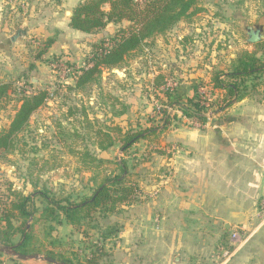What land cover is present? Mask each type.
<instances>
[{
  "label": "rangeland",
  "instance_id": "1",
  "mask_svg": "<svg viewBox=\"0 0 264 264\" xmlns=\"http://www.w3.org/2000/svg\"><path fill=\"white\" fill-rule=\"evenodd\" d=\"M81 1L0 0V84L10 86L0 102V133L8 128L21 97L48 91L13 146L0 149V228L9 213L18 229L13 245L21 241L22 231L28 232L29 246L41 255L53 251L82 264L92 259L91 264H208L209 254L220 258L221 250L231 247L221 230L198 233L197 242L186 241L179 248L175 170L182 156L188 157L196 132L209 130L220 139L226 107L217 111L223 97L212 89V70L226 69L243 50H255L242 27L259 26L264 32V0H197L190 20L146 39L121 66L104 67L94 81L76 87V76L91 66L96 46L108 45L116 30L129 24L108 23L94 33L75 30L69 17ZM49 37L54 42L45 50ZM194 85L208 106L205 121L183 116L173 104L178 96L192 95ZM242 85L247 93L264 95V75L247 77ZM116 125L131 131L154 128L157 133L125 152L118 141L99 149L96 132L115 137ZM85 150L95 161L82 156ZM121 159L127 160V182L136 187L129 203L111 213L91 211L76 225L61 212L55 218L44 213L48 200L70 205L87 199L104 178L120 174L116 162ZM25 196H30V215L23 219L11 206ZM6 260L17 261L1 252L0 263Z\"/></svg>",
  "mask_w": 264,
  "mask_h": 264
},
{
  "label": "trees",
  "instance_id": "2",
  "mask_svg": "<svg viewBox=\"0 0 264 264\" xmlns=\"http://www.w3.org/2000/svg\"><path fill=\"white\" fill-rule=\"evenodd\" d=\"M104 4L109 6L108 10L102 8ZM196 4L197 0H84L79 2L69 17V26L75 30L94 33L104 28L108 23L119 24L122 21H127L129 24L116 30L108 45L96 46L93 56L89 60L92 63L91 66L81 69L80 74L76 76L75 86L83 87L85 84L94 81L104 67L121 66L126 57L138 50L146 39L164 34L180 20H190L197 11ZM53 42L52 37L47 38L44 49L47 50ZM254 47L255 50L252 52L243 50L239 53L236 58L230 61L226 69L219 70L218 67H214L212 70L210 77L212 89L219 90L218 94L223 97L219 100L217 111H223L225 107L246 95V88L242 85L245 78L264 75V41L254 44ZM9 87V84H0V102L6 97ZM47 99L48 91L45 89L20 98L19 106L15 110L8 128L0 133V149H8L13 146L17 133L22 131L30 116ZM178 99H182V101H178ZM178 99L173 104L183 116L194 117L200 121L206 120L205 111L208 106L204 101V95L198 92L195 85L192 95L178 96ZM222 101L225 102L222 103ZM156 130L145 128L139 131H131L116 125L112 130L116 134L115 137L110 136L108 132L98 130L96 143L99 149L104 150L118 141L121 150L125 152L139 139H146L156 134ZM64 135L62 134V136ZM67 136L69 137V135ZM80 153L84 158L95 161L88 150ZM116 165L120 174L104 178L87 199L70 205L48 200L49 205L44 207V213L55 218L58 212H61L68 223L76 225L89 216L91 211L98 209L111 213L116 210L118 205L129 203L135 194L136 187L126 180L128 175L127 160L121 159L116 162ZM43 195L47 198L46 194ZM29 200L30 196L22 197L12 203L11 209L18 211L19 216L26 219L30 215L26 210V204ZM4 220L6 226L3 229L0 228V244L2 246L13 245L12 235L18 229L12 226L9 213ZM29 240V233L22 231L21 241L16 250L21 253H42L38 249H32L29 246ZM43 254L64 264H82L77 259L72 260L53 251H47ZM94 261L95 259L86 262L91 264L95 263Z\"/></svg>",
  "mask_w": 264,
  "mask_h": 264
},
{
  "label": "crops",
  "instance_id": "3",
  "mask_svg": "<svg viewBox=\"0 0 264 264\" xmlns=\"http://www.w3.org/2000/svg\"><path fill=\"white\" fill-rule=\"evenodd\" d=\"M225 109L220 139L210 136L209 130L196 132L188 157L182 156L184 163L180 160L176 167L179 187L173 195V213L182 224L174 228L178 246L197 242L198 233L212 228L221 230L223 237L226 234L231 247L223 248L220 258L209 254L208 264H264V223L256 214L264 192V95L248 91ZM233 232L238 233L236 239L231 238ZM195 244L189 245L198 247ZM17 261L6 260L5 264Z\"/></svg>",
  "mask_w": 264,
  "mask_h": 264
},
{
  "label": "water",
  "instance_id": "4",
  "mask_svg": "<svg viewBox=\"0 0 264 264\" xmlns=\"http://www.w3.org/2000/svg\"><path fill=\"white\" fill-rule=\"evenodd\" d=\"M70 15V12H67ZM243 30L246 35V42L248 44H255L264 40V32L261 27H255L252 25H244ZM18 244L16 245H0V252L15 257L17 260L20 261H42L48 264H64L62 262H58L52 257L41 255L37 252L34 253H21L16 250Z\"/></svg>",
  "mask_w": 264,
  "mask_h": 264
},
{
  "label": "built area",
  "instance_id": "5",
  "mask_svg": "<svg viewBox=\"0 0 264 264\" xmlns=\"http://www.w3.org/2000/svg\"><path fill=\"white\" fill-rule=\"evenodd\" d=\"M256 214H257V217L260 219V221L264 223V192L257 202ZM237 237H238L237 232H233L231 234L232 239H236Z\"/></svg>",
  "mask_w": 264,
  "mask_h": 264
}]
</instances>
